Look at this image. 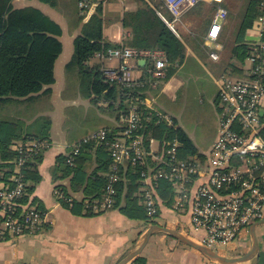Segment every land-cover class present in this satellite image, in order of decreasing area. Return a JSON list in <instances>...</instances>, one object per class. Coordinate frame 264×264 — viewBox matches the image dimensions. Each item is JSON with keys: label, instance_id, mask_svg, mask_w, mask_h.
Returning a JSON list of instances; mask_svg holds the SVG:
<instances>
[{"label": "crops", "instance_id": "0c3cea01", "mask_svg": "<svg viewBox=\"0 0 264 264\" xmlns=\"http://www.w3.org/2000/svg\"><path fill=\"white\" fill-rule=\"evenodd\" d=\"M198 4L199 7L195 8V6L185 11L182 17L175 21V28H179L183 34L181 38L179 30L176 29L178 35L175 34L183 39L186 45V60L170 79L162 83L160 92L162 94L168 93V91L171 92V90L174 91L173 88L177 87L176 82L181 83L179 81V71L188 58L193 57L197 62H200V57L209 54L210 50L204 45V41L218 9L222 7L228 13L226 21L222 23V31L218 40L222 45L220 51V54H222L226 45L234 41V34L243 20L248 2L247 0H222V2L200 0ZM100 5L103 9L104 36L112 43L125 46L131 38V30L123 26L121 19L125 12L135 11L139 8L137 0H56L55 7L40 0H14L15 8H38L60 25L62 28L60 40L63 44V51L56 61V80L50 87L52 90L50 95L40 93L35 98V103L31 104L28 101H11L9 103L16 106L22 105L25 109L30 106L29 109L33 110L30 113L20 114V111L15 110L13 106H10L8 110H4V113H0L2 119L9 120L11 117L13 120L24 122V131L26 130V132L27 129L28 131L39 129V126L35 127V121L39 118L47 117L52 122L49 131L50 138L46 141L47 146L44 148L42 158L37 165L40 175L39 180L36 183L29 182V185H34V189L29 193L27 201L28 205L33 204L44 209L43 211L47 214L46 223L39 231L31 235L8 237L6 240L0 241V264H118L120 260L135 249L149 226L143 221L131 219L122 213L120 206H123L124 202L119 207L100 214L83 215L76 214L71 209L62 206L56 197L58 185L67 186L69 192L77 198L82 196L81 192L71 190L69 187L70 179L61 180L59 178L60 173L55 172L59 157L68 155L75 144L92 132L119 127L118 120L112 111L109 109L102 110L98 107L100 104L94 102L93 97H86L82 93L78 76L74 75V81L72 82L68 80L65 71L70 54L74 51V39L80 35L82 26L97 12ZM211 10H215L216 13H212L209 17L208 14ZM81 18L83 20L80 22ZM256 24L257 22L254 26ZM196 28L203 33L201 44L194 42ZM120 48L123 47L118 49ZM65 52L69 53V56ZM123 62L120 58H111L110 54H104L94 57L89 64L93 66L100 65L102 70L106 71L112 70L111 68H115L118 64L121 66ZM107 63H110L111 66L106 65ZM126 63L132 68V78L135 82L140 80L147 72V66L150 64L148 61L142 63L141 60L135 59L127 60ZM224 75L226 73L221 76ZM159 89L152 83L147 90L142 92L147 105L174 118L190 137L199 153L203 155L208 153L218 136V132L216 131L215 140L209 147L206 150L201 149L197 144L194 133L190 134L181 125L179 115L171 113L163 105L158 104V95L154 93ZM40 99L49 100V108L44 109L45 107L40 105ZM211 103L217 114H219L216 99L212 100ZM27 104L29 105L26 106ZM82 108L86 112H89L91 108L94 109L97 117L108 124L96 129L71 130L66 126L69 111ZM88 158L90 157L87 156ZM172 208L167 203L162 204L156 222L187 234L198 242H203L205 233L194 229L189 213L183 212L182 214ZM256 235L260 244L259 255L243 264H264V224L256 227ZM236 244L227 249L236 254L233 256L248 252L252 245L250 230L249 233L242 236L240 245L237 246ZM227 250L221 249L220 253ZM138 257H143L146 264H217L207 260L194 248L162 232H157L151 236L148 244Z\"/></svg>", "mask_w": 264, "mask_h": 264}, {"label": "trees", "instance_id": "16d2710c", "mask_svg": "<svg viewBox=\"0 0 264 264\" xmlns=\"http://www.w3.org/2000/svg\"><path fill=\"white\" fill-rule=\"evenodd\" d=\"M40 1L53 7L56 6V0ZM137 1L139 8L135 11L125 12L121 19L123 26L131 30V38L125 46L112 43L104 36L103 9L100 5L90 20L84 23L80 35L74 39L73 56L66 65V69L74 68L78 72L84 95L93 97L95 103L105 102L118 123L120 117L129 112L132 100L136 97H140L142 100L146 99L142 92L154 82L152 66L148 64L147 72L134 85L124 86L116 81L107 80L106 71L102 70L100 65H90L89 62L94 57L108 54L111 49L119 47L160 49L165 52L167 57L168 66L165 81L170 79L186 60L187 50L183 39L177 36L158 14L160 11L168 21L172 20V16L163 6V2L161 0ZM247 2L243 20L234 34V41L228 44L231 45V58L245 59L251 48L257 44L246 41L245 35L264 14L263 0H247ZM197 7L199 4L195 8ZM208 16L211 15L208 14ZM82 20L81 18L80 22ZM202 34L194 38L196 44L203 41ZM61 35L60 25L40 9L35 7L18 9L14 6V0H0V106L2 108L3 105H8L11 101H30L37 98L40 93L51 94L50 87L56 80V61L63 51ZM261 36L264 41V32ZM229 70L227 69L226 72H229L231 76L241 72V69L234 65H229ZM133 105L137 106V110L143 118L142 127L136 134L143 136L148 151L151 141H157L160 147H166L168 142L177 140L180 143L178 150L180 159L193 161L204 158V155L199 153L190 137L174 118L173 124L166 121L158 123L157 118H152L150 115L152 109L148 106L139 102L131 104V106ZM150 117L152 119L148 120L147 118ZM39 120L41 123L37 131H28L27 129L26 132L23 128L24 122L0 118V181L8 182L16 170L15 160L18 153L11 148L12 144L25 142L28 138L40 141H48L50 138L51 120L44 117L39 118L35 123ZM106 130L108 139L114 140L120 136L119 133L123 129L117 127L106 128ZM81 144L80 154L75 158L74 164H68V155L60 156L55 172L60 173L61 180L70 179L71 190L81 192L82 196L77 198L69 192L67 186L58 185L57 190L63 192L67 198H71L72 205L61 199L59 201L62 206L71 209L76 214H100L103 212L95 213L91 206L103 198L113 161L107 146L98 145L96 142ZM43 151L44 149L31 157L21 170L26 182L25 195L20 199L23 206L27 205L29 193L34 189V185H29V182L36 183L39 180L37 165L42 158ZM87 156L90 158L87 159ZM148 161L151 167L157 166V162L151 161L150 158ZM144 171L146 168L139 164L126 163L121 168L113 208L119 207L124 202L125 204L120 206L122 213L131 219L150 224L154 219L148 216L142 198V173ZM157 190L160 214L161 205L167 203L170 206L175 193L172 184L168 182H162ZM131 264H146V260L143 257H138Z\"/></svg>", "mask_w": 264, "mask_h": 264}, {"label": "built area", "instance_id": "2783aa9c", "mask_svg": "<svg viewBox=\"0 0 264 264\" xmlns=\"http://www.w3.org/2000/svg\"><path fill=\"white\" fill-rule=\"evenodd\" d=\"M169 11L172 20L158 14L178 35L175 21L185 11L195 7L200 0H161ZM222 2V0H214ZM264 11V0L262 2ZM227 11L220 7L214 15L204 45L210 50L213 61H219L222 45L218 42L222 31V23L226 21ZM257 24L264 26V14ZM264 32V30H263ZM109 54L123 60L118 69L106 70L107 80L116 81L121 85H134L132 68L127 60H145L152 66V78L158 87L166 78L167 57L160 49L120 48L111 49ZM244 61L249 62L248 68L239 67L241 72L236 77L224 75L217 81L219 87L218 136L207 153L210 171L208 176L202 170L200 160H184L178 156L180 143L175 140L168 142L166 147L153 148L151 141L148 151L143 136L136 132L142 127V114L137 106L139 102L146 106V99L136 97L131 101L130 110L121 116L120 136L108 139L106 129H100L85 136L75 144L68 154V164L73 165L79 156L81 143L96 142L110 150L113 161L108 183L103 198L95 202L92 211L106 212L113 208L116 185L120 180L121 168L130 163L142 165L146 171L142 173L143 205L148 216L155 219L159 214L158 188L162 182L171 183L179 189L178 204L183 206L191 203V222L196 231L205 233L203 243L214 250L230 248L235 239L244 232H249L251 225L264 219V41L261 39L248 53ZM152 109V118L158 123L166 121L173 124V118L158 109ZM147 118L148 120L152 119ZM47 146L46 141L28 138L25 142L13 144L12 149L18 153L15 160L16 170L8 182H0V241L8 237H22L39 231L46 223L47 214L38 206H23L20 199L25 195L26 182L21 171L26 162ZM151 161L157 166H150ZM251 163V168L248 164ZM199 177L200 186L195 194L190 188L193 179ZM56 197L72 205V199L63 192L56 190ZM61 204V201H59ZM235 240V241H234ZM234 241V242H233Z\"/></svg>", "mask_w": 264, "mask_h": 264}, {"label": "rangeland", "instance_id": "374dc122", "mask_svg": "<svg viewBox=\"0 0 264 264\" xmlns=\"http://www.w3.org/2000/svg\"><path fill=\"white\" fill-rule=\"evenodd\" d=\"M212 13H216L215 10L209 11V15H212ZM176 29L179 30V33L182 38L183 34L180 32V29L177 27ZM263 30H264V26L256 24L251 30H249L246 33L245 40L248 42L251 41L254 43L260 42ZM195 32H196L195 36L201 34L198 28L195 29ZM230 46L231 45H227L224 52L220 54L221 58L219 62L216 61L218 63L214 62L209 57V54H206V56L200 57V62H197L193 57L188 58L184 66L182 67V69L179 71V75H180L179 81H181V83L176 82L177 84L175 85H177V87L173 88L174 91L171 90V92L168 91V93L162 94L160 93L162 89V84H160V87H159L160 89L157 90L156 93H154L158 95L157 102L159 105H163L166 110L176 115H179L180 117L179 121L181 125H183V127H185V129H187V131H189L190 134L194 133L196 140H197V144L203 150L204 149L206 150L207 147H209V145L215 140L214 138L216 135V131L218 132V129H219V114H217L216 110L214 109V106L211 103L212 100L216 99V102L218 100L219 87L217 85V80H220L222 78L221 75L223 73H227L229 76V72H226L227 69L228 71H230L229 65H234L238 67L241 66L243 68L249 67V62L244 61L243 58H239V57L231 58L230 57L231 56ZM73 52H71L70 54L69 61L71 60L73 56ZM67 56H69V53H67ZM110 56L111 58L119 59V57L117 56H112V55ZM106 65H110V63H107ZM119 67L120 65L118 64L115 66V68H111V69H118ZM65 71H66L68 80H71L73 82L74 75H77L78 76L77 78L80 80V76L78 72L76 71V69L72 68V70H68L65 68ZM232 77H236V76H232ZM164 82H165V79L161 83H164ZM81 90L83 93L84 90L82 88ZM42 99H40V105L44 106L45 107L44 109L49 108L48 103L50 101L49 100L44 101ZM35 100L36 99H33L28 102H30V104L35 103ZM97 104H100V106H98ZM97 104L96 105L100 107L102 110L108 109L105 102H99ZM28 105L29 104H27L26 106ZM10 106H13L15 110L20 111V114L24 112L30 113L33 111L29 109L30 106L25 109V107H22V105L16 106L13 104H8L5 106L3 105V108L2 106H0V113L1 112L4 113V110H8ZM6 117L9 118V116L7 115ZM0 118H3V117H0ZM9 120H13V119L10 117ZM40 123H41L40 120L37 121L35 127H38ZM107 124L108 123L106 121H103L102 119L97 117V113L92 108L89 110V112L83 111V108L82 109H72L69 111V117H68V120L66 121V126L70 128L71 130H76V131H82L84 129H91V128L96 129L103 125H107ZM23 128H25L24 125H23ZM152 146L154 148H158V142L154 141L152 143ZM206 157H207V153L204 155V158L197 159V160H200V162L202 163V170L206 172L207 174L205 175L197 174L195 176H208V172L210 171V166H209L208 158ZM246 168H251V163L248 164V167ZM201 180L202 179H199V177L193 179V183L190 187L192 189L193 194H195V192L198 190ZM174 193L175 195L173 199L171 200L169 198V200H171L172 202L170 205L173 207L172 209L182 214L183 212H186V213H189L190 215L189 209H191V203H186L183 206L179 205L178 204L179 189L174 188ZM158 216L153 220V223H150V224L157 223L156 219L158 218ZM244 234L246 233L244 232L242 235L240 234L237 237V239H235L236 241L234 240L235 243L232 244L231 247L234 246L236 243H237L236 244L237 246L240 245L241 238ZM216 251L221 252V249L216 250ZM227 251L222 252L224 253L223 255L228 256V257H237V256L243 255V254H239L237 256H233L236 254L233 252H230L229 250Z\"/></svg>", "mask_w": 264, "mask_h": 264}, {"label": "water", "instance_id": "95a60500", "mask_svg": "<svg viewBox=\"0 0 264 264\" xmlns=\"http://www.w3.org/2000/svg\"><path fill=\"white\" fill-rule=\"evenodd\" d=\"M142 63H146L145 60H141ZM264 224V219L253 223L250 227V235L252 237V245L248 252L241 256L237 257H228L223 255L222 253L210 248L206 244L202 242H198L194 240L191 236L184 234L176 229L168 228L162 226L158 223L150 224L147 227V230L143 234L141 240L138 245L132 250L127 256H125L122 260L119 261L118 264H131L140 254L142 253L145 246L148 244L152 235L157 232L165 233L179 242L190 246L200 252L204 257L208 260L215 262L217 264H243L244 262L251 260L254 257H258L260 252V244L258 237L256 235V227Z\"/></svg>", "mask_w": 264, "mask_h": 264}, {"label": "flooded vegetation", "instance_id": "af4514ba", "mask_svg": "<svg viewBox=\"0 0 264 264\" xmlns=\"http://www.w3.org/2000/svg\"><path fill=\"white\" fill-rule=\"evenodd\" d=\"M246 233H248V232H246Z\"/></svg>", "mask_w": 264, "mask_h": 264}]
</instances>
